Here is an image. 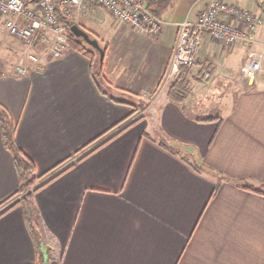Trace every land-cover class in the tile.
I'll return each mask as SVG.
<instances>
[{"label":"crops","instance_id":"crops-1","mask_svg":"<svg viewBox=\"0 0 264 264\" xmlns=\"http://www.w3.org/2000/svg\"><path fill=\"white\" fill-rule=\"evenodd\" d=\"M229 2L264 15L263 1ZM147 3L167 21L158 35L97 4L85 9L83 27L106 45L101 87L90 57L69 47L30 63L28 74L0 67V104L37 173L74 164L35 193L39 250L22 206L6 210L20 197V179L0 121V264H264V195L221 179L264 184V76L242 74L246 45L225 47L206 34L188 98L172 101L159 87L177 22L196 18L207 0ZM257 39L261 49L264 24ZM129 95L149 105L123 121L133 107L113 97Z\"/></svg>","mask_w":264,"mask_h":264},{"label":"built area","instance_id":"built-area-1","mask_svg":"<svg viewBox=\"0 0 264 264\" xmlns=\"http://www.w3.org/2000/svg\"><path fill=\"white\" fill-rule=\"evenodd\" d=\"M97 4L116 19L158 35L167 21L154 12L147 0H0V17L8 36L21 46L24 60L37 62L40 50L49 57H59L68 49V32L75 14ZM62 14L67 21H62ZM264 24V16L227 0H208L196 18L187 15L177 22L179 32L174 51L163 79V87L179 73L184 65L192 64L206 34L231 46L242 41L250 51L241 66L246 78L264 76V42L255 49L257 31ZM17 74H28L30 67L22 62L15 66ZM208 76V74H207Z\"/></svg>","mask_w":264,"mask_h":264},{"label":"trees","instance_id":"trees-1","mask_svg":"<svg viewBox=\"0 0 264 264\" xmlns=\"http://www.w3.org/2000/svg\"><path fill=\"white\" fill-rule=\"evenodd\" d=\"M148 3V6L156 12L155 7H152V5ZM60 19L62 21H67L68 18L63 16L62 14H59ZM79 26L81 29L84 31L88 32L82 25L78 23H74L73 26ZM92 38H94L90 32H88ZM87 43L82 37L77 36L73 30L71 29L68 32V47L70 49L77 50L84 55L90 57L91 59V67H92V74L93 77L98 84V86H102L103 84H107V79L104 74V61L100 59L101 54L96 51L92 50L87 46ZM89 44V43H88ZM100 46L104 50V55L106 51V45H101L99 42ZM191 71H192V65H184L180 68L179 73L176 75V77L170 82L167 90L168 97L177 103H182L184 102L191 91V86H192V79H191ZM129 99H121V98H116L113 97L116 101L118 102H124L133 107L132 112L130 115H128L126 118H124L123 121H125L128 117L142 109L143 106H140V104L136 103L135 101V96L129 95ZM137 98V97H136ZM144 116H140L127 125H125L123 128H121L118 132H116L113 136L110 138L106 139L105 141L101 142L97 146H95L92 150L88 151L86 154H84L81 158L78 159L81 160L94 150L98 149L105 143H107L109 140H111L113 137L116 135L120 134L123 132L125 129L133 125L134 123L140 121ZM220 118L219 116L217 117H202L200 118L201 121H209L212 119H217ZM0 121L2 125V130H3V138L6 146L11 150L13 156H14V162L16 165V169L19 174V179H20V186L16 194L22 193V195L18 198L17 201H15L11 206H9L6 210L9 208L16 206V205H21L23 208L24 212V217L26 220V223L32 233V236L35 240L36 245L38 246L39 250H41V244H42V239H41V223H40V218H39V212L38 208L35 202V193L41 189L44 185L49 183L50 181L54 180L57 176L65 172L67 169L72 167L74 164H70L61 171L57 172L56 174H53L51 177H49L47 180L43 181L39 185H36L37 180L40 178L45 177L46 175L50 174L52 171H54L57 167L56 166L44 173L38 174L36 170V165L33 162V160L28 157L25 152L17 146L16 144V129L17 126L12 120L9 111L4 107L2 104H0ZM119 124V123H118ZM118 124L112 126L109 128L104 134L100 135L99 137H102L105 135V133H108L113 127L117 126ZM98 137V138H99ZM97 139V138H96ZM96 139L92 140L91 142L88 143V145H91ZM60 165V164H58ZM221 179H227V181H231L235 183L237 186L254 191L260 194L264 195V184H254L250 182H240L233 180L231 178H227L226 176H222ZM221 179L219 180L218 184L220 183ZM217 191V187L215 188L214 193Z\"/></svg>","mask_w":264,"mask_h":264},{"label":"rangeland","instance_id":"rangeland-1","mask_svg":"<svg viewBox=\"0 0 264 264\" xmlns=\"http://www.w3.org/2000/svg\"><path fill=\"white\" fill-rule=\"evenodd\" d=\"M208 1V0H207ZM227 1H229V0H227ZM259 1H263L264 2V0H259ZM175 2L177 3L178 2V0H175ZM106 12V11H105ZM97 13H98V11H97ZM84 14H86V11L85 10H83L82 12H79L78 14H75L74 16H72V18L73 19H75V22L76 23H78V24H80V25H82L83 26V19H84ZM107 16H109L110 17V15H109V13L108 12H106L105 13ZM263 15V14H262ZM264 16V15H263ZM171 17H169V16H167V19H170ZM93 25V29L95 30V31H99V30H101V27H103L104 29L106 28L105 27V25H103V24H100V23H93L92 24ZM101 25V26H100ZM88 30H89V28H87ZM140 29V28H139ZM94 30H89V31H91L92 33H95L94 32ZM106 30V29H105ZM95 35V34H94ZM257 36V35H256ZM217 41V40H216ZM217 42H219V41H217ZM240 43H243L242 41H239ZM257 42H258V39H257ZM221 43V42H220ZM238 43V42H237ZM221 44H223V43H221ZM236 44V43H235ZM244 44V43H243ZM260 44H262V42L260 43ZM102 45V44H101ZM224 45V44H223ZM234 45V44H233ZM233 45H231V46H233ZM245 45V44H244ZM87 46L89 47V48H92L93 46L92 45H90V44H88L87 43ZM225 46V45H224ZM231 46H225V47H231ZM98 52V51H97ZM98 54H99V52H98ZM48 57V54H46V53H44L43 51L41 52V50H40V59H39V61H37V62H33V61H31V60H24V57H23V55L21 54V46L17 43V41H15L14 40V38L13 37H11V36H8L7 35V33H6V31L5 30H3V33L2 32H0V67L1 68H3L4 66H5V69H8V70H10V71H12V72H14V68H15V66L16 65H18V64H20V63H22V62H25V63H27L28 65H30V63H40V61L44 58V57ZM246 59V58H245ZM245 61V60H244ZM195 63V61L192 63V64H190V65H192L193 66V64ZM165 77V76H164ZM164 77H163V79H164ZM206 77H207V75H206ZM163 80H162V82H161V84H160V87H159V91L160 92H162V91H167L168 90V86H169V84H167V86H162L163 84ZM135 101H136V103H138V104H140V106H143L142 107V109H140L139 111H137V112H141L142 110L144 111H147V106L149 105V101H147V100H145V99H142V98H135ZM141 114V113H140ZM146 114V113H145ZM142 116H144V115H142ZM139 117H140V115H139ZM138 118V117H137ZM136 119V118H135ZM133 121V120H132ZM48 177H49V174L48 175H46L45 177H43V178H40V179H38L37 180V183H36V185H39L40 183H42L43 181H45L46 179H48ZM18 195V194H17ZM22 195V193H19V196H21ZM16 197H18V196H16ZM15 197V198H16ZM9 203H10V200L8 201ZM7 203V202H6ZM5 203V204H6Z\"/></svg>","mask_w":264,"mask_h":264},{"label":"water","instance_id":"water-1","mask_svg":"<svg viewBox=\"0 0 264 264\" xmlns=\"http://www.w3.org/2000/svg\"><path fill=\"white\" fill-rule=\"evenodd\" d=\"M72 30L77 36L82 37L90 45H92L95 48H97L99 50L100 54H101L100 59L104 60V50L100 46L99 41L96 38H92L88 32L84 31L83 29H81L77 25L76 26L75 25L72 26Z\"/></svg>","mask_w":264,"mask_h":264}]
</instances>
